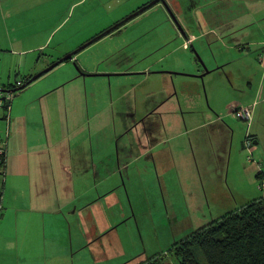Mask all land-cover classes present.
Returning a JSON list of instances; mask_svg holds the SVG:
<instances>
[{
	"label": "rangeland",
	"instance_id": "rangeland-1",
	"mask_svg": "<svg viewBox=\"0 0 264 264\" xmlns=\"http://www.w3.org/2000/svg\"><path fill=\"white\" fill-rule=\"evenodd\" d=\"M151 1L153 0H84L85 3L81 7L85 9V15L89 14V10H93V15H89L93 16L92 20L99 23L93 31L98 32L95 37L99 36L104 29L121 24L112 33L102 37H109L117 32L111 41L119 45L120 49L108 50L109 47L98 46L86 51L76 61L80 71L99 75L81 76L71 62L76 76H79V81L62 85L69 100L70 115L73 116L70 122L78 127V133L69 136V140L74 143L73 146L76 142L81 143L83 147L90 144H94V147L98 144H113L117 148H122L125 153L131 143L139 144L145 141L144 135L147 132L153 144L162 138L165 139L163 125L174 126L175 130L170 131L172 136L173 132L187 129L186 134L174 138L169 143L161 141L165 146L172 145L174 154L171 155L169 150L152 153L154 159L144 165L148 171L152 172V176L149 175L146 178V191L143 183L136 186V179L127 176L132 187L131 198L136 208V217L133 216L127 222L128 225L136 228L134 239L136 241L128 247L139 251V256L134 257L127 264H139L153 254L166 251L175 242L203 228L225 213L238 210L259 198L260 191H264L263 183L259 182V175L257 183L252 184L243 176L245 162H252L258 158L255 153H252L254 145L249 136H246L247 139L244 140V135L241 134H245L250 129V116L244 119L237 115L239 119L237 118L236 122L239 126L235 127V132L241 131V133L238 135L239 140L237 134L234 136L235 152L231 159V131L229 128L228 130L223 128L225 124H230L231 120L228 118V107L235 106L237 103L243 106L242 102L247 99V96L240 92L248 86V83L244 85V79L246 80L249 75L247 82L252 80L255 69H248L239 63L234 66L229 64L211 68L209 64L213 56L218 61L224 54L225 56L229 54L218 39L208 40V36H198L196 42L190 43L187 50L177 47L181 42L178 41L175 46H171L170 50L168 48L159 49L156 53H143L142 45L148 48V52L155 51L153 49L155 40H161L165 34L172 32L165 21L158 25L152 20L160 19L161 14L168 15L162 6V9L157 6L158 4H153L144 12L123 22L138 7ZM178 1L180 0H167L169 6L179 12L180 24L187 34L190 32L192 35H198L202 30L208 29V19L207 22L201 23L202 27L199 24L201 17L208 16V5H205L207 0H181L184 1L181 5ZM200 5L201 9H199ZM186 12L191 17L185 15ZM86 19L90 28L87 16ZM173 25L183 38L182 40H186L174 23ZM59 29L44 35L41 32L34 33L30 37L27 35L24 39L25 48L43 44L40 48H34L22 54L20 52L13 54L11 51L0 52V87L7 84L15 85L18 80L24 79L20 74L25 69L27 72L32 71L35 75L65 55V50L72 45L79 44L78 46L81 47L95 38L92 36L91 40L87 39L90 31L86 20L69 31ZM158 34L161 36L156 38ZM123 44L126 45L122 46ZM59 46L62 47L59 48ZM151 64L156 66L154 68L169 66L170 69L164 71L173 72L174 74H169V77L173 76L175 81L163 80L154 76L156 74H150L149 79H144L142 75H133V72L127 71L102 72L83 69L86 67L93 70H121L130 67L138 70ZM206 69L210 72L201 77L200 75ZM43 83L45 82H40L27 90L25 96L38 91ZM234 88H237L238 92H235ZM18 95L20 93L16 94ZM163 97L166 98L164 107L160 111L156 110L157 115H152L151 111L148 112L152 116L143 121L142 118H145L143 114L147 113L142 107L144 100L158 101ZM18 100L22 98L17 97L15 101ZM161 102L159 101V104ZM9 109L0 107V137L3 140V149L7 135L5 120L9 115ZM233 110L235 113L247 110L250 115L247 107ZM213 111L220 115V121H215L216 116ZM256 124L258 125V122ZM129 127L130 134L127 132ZM133 129L134 132H132ZM124 130L126 133H122ZM260 149H264V142L260 144ZM176 156L180 162L175 159ZM250 156L252 159H248ZM156 164L160 170L158 175L155 172ZM161 185L163 188H160ZM122 188L126 197L120 196L122 199L118 203L114 198L116 205L111 211L116 208L119 212L120 209L126 210L128 206L131 207L124 184ZM1 194L3 195L2 192ZM18 204L19 202L14 200H11L10 205L9 201L4 204L0 198V209L2 208L3 211L0 215V264H10L7 259V246L13 235L12 227L16 214L19 222L27 221V214L15 208ZM97 210L94 208V211ZM89 215L90 213L87 212L84 214L85 217ZM135 221L139 224H137L138 228ZM72 224L73 221L71 226ZM121 227L125 231L126 222ZM72 232L74 237H80L78 231ZM61 241L67 242V240ZM99 246L102 247L103 242ZM95 248L94 251H96ZM124 249L128 250L125 246ZM82 253L76 252V258ZM94 254L89 250L85 252L90 264H96ZM27 260L21 264H31Z\"/></svg>",
	"mask_w": 264,
	"mask_h": 264
},
{
	"label": "crops",
	"instance_id": "crops-1",
	"mask_svg": "<svg viewBox=\"0 0 264 264\" xmlns=\"http://www.w3.org/2000/svg\"><path fill=\"white\" fill-rule=\"evenodd\" d=\"M183 2L178 1V4ZM84 3V0L70 2L68 0H0V52L11 51L13 54L17 52L22 54L40 48L43 44L26 49L24 39L27 35L30 37L39 32L43 35L47 32L51 33L61 25L60 29H65L66 32L77 27L84 20L90 31L87 39L91 40L98 33L93 31L99 23L92 20L93 10L88 11L91 15H85V9L81 7ZM205 5H208V16L201 17L199 24L202 27L201 23L207 22L208 19V29L202 30L198 35L189 32V43L185 39L182 40L168 15L161 14L160 19L152 20L158 25L165 21L172 32L165 34L161 40H155L153 46L155 51L148 52V48L143 45L141 48L143 53L151 54L159 49L170 50L171 46L181 41L177 47L187 50L190 43L196 42L198 36H208V40L218 39L229 54L228 56L224 54L218 61L213 56L209 64L211 68L229 64L234 66L239 63L248 69H255L252 80L247 82L249 75L246 80L244 79V85L248 83V86L240 92L247 96V99L242 102L243 106L237 103L228 107V118L231 120L230 124H226L227 127L223 128L226 130L229 128L231 131V159L235 152L234 136L241 133V131L235 132V127H238L239 123L236 122L238 116L233 109L243 107L249 109L250 129L248 128L245 134H241L244 135V140L246 136L251 137L254 145L252 153L258 158L252 162H245L243 176L252 184L257 183L259 175V182L264 185V149H260V144L264 142V128H261L264 127V0H207ZM157 6L161 8V5ZM200 7L202 6L200 5L199 9ZM76 10L77 14L74 15ZM174 11L180 15L175 9ZM185 15L190 16L187 12ZM86 16L89 18L90 28ZM116 33L95 40L96 42L93 43L88 41L89 44L84 48H80L79 44L72 45L65 50V55L73 51L75 54L82 52L73 56L71 60H64L55 66L12 99L9 115L6 116V120L4 119L7 123V135L4 144L6 160L2 202L5 204L9 201V205L11 200L19 202L15 208L26 213L28 217L26 222H19L16 214L12 227L13 235L7 246V259L10 264H21L27 259L31 264H90L85 255L87 250L95 253L96 264H127L134 257L139 256V251L128 247L136 241L134 240L136 229L127 223L135 216L136 208L131 198L132 187L127 176L136 179V186L143 183L146 191V178L152 176V172L144 165L154 159L152 153L169 150L171 155L174 154L173 146H165L161 141L169 143L174 138L186 134L187 129L173 132L172 136L170 131L175 130L174 126L163 125L165 139L162 138L153 144L147 132L144 135L145 141L139 144L131 143L125 153L122 148H117L113 144H98L95 147L94 144H90L83 147L81 143L75 141L76 145L73 146L74 143L69 140V136L77 134L78 127L70 122L73 116L70 115L69 100L62 85L79 81V76H76L71 62L77 61L86 51L98 46L109 47L108 50L120 49L119 45L111 41ZM160 36L161 34H158L156 38ZM154 67L156 66L151 64L138 70L130 67L121 70H93L86 67L83 69L102 72L127 71L133 72L134 74L130 73L133 75H142L144 79H149L150 74H156L154 76L163 80L175 81L173 76L169 77V74L174 73L164 72L170 69L169 66ZM30 74L33 72H27L25 69L20 75L25 77ZM40 82L45 83L40 85L38 91L25 96L27 90ZM231 84L233 85L232 79ZM234 90L238 92L237 88ZM17 97L22 100L15 101ZM165 99L163 97L158 101L144 100L142 107L147 113L143 114L145 117L142 118L143 121L152 115H157V111L164 107ZM159 101H162L161 104ZM150 111L152 115L148 113ZM213 113L216 116L215 121H220V115L216 111ZM127 132L130 134V127ZM122 133H126L125 130ZM175 159L180 162L178 157ZM159 171L156 164L157 175ZM123 184L129 195L131 207L128 206L126 210L120 209L119 212L116 208L111 211L116 205L114 198L118 203L122 197H126ZM160 188H163L162 185ZM263 192L260 191L259 198L264 197ZM94 208L98 210L94 211ZM86 212L90 213L89 217L84 216ZM71 221H73L72 226ZM124 222L127 224L125 231L121 229ZM74 230L79 232L80 237H74L72 232ZM101 242H103L102 247L99 246ZM94 248L96 251L93 250ZM76 252L83 253L76 258Z\"/></svg>",
	"mask_w": 264,
	"mask_h": 264
},
{
	"label": "trees",
	"instance_id": "trees-1",
	"mask_svg": "<svg viewBox=\"0 0 264 264\" xmlns=\"http://www.w3.org/2000/svg\"><path fill=\"white\" fill-rule=\"evenodd\" d=\"M147 4L142 5L143 10L151 6L147 7ZM120 26L119 23L116 27L102 30L99 36L92 39V43ZM30 79L31 75L24 77L20 90L32 82ZM3 87L11 89L16 86L7 84ZM5 160L4 151L0 155V198L3 193ZM1 212L2 208L0 215ZM139 264H264V197L225 213L175 242L166 251L153 254Z\"/></svg>",
	"mask_w": 264,
	"mask_h": 264
},
{
	"label": "flooded vegetation",
	"instance_id": "flooded-vegetation-1",
	"mask_svg": "<svg viewBox=\"0 0 264 264\" xmlns=\"http://www.w3.org/2000/svg\"><path fill=\"white\" fill-rule=\"evenodd\" d=\"M166 1V3H167V5L169 6V4H168V2H167V0H165ZM181 1V0H180ZM181 2H183V1H181ZM154 4H159V5H161L165 10H166V12H167V14H168V17H169V19L175 24V26H176V28L182 33V35H184L185 37L186 36H188V34H187V32L183 29V27H182V25L180 24V20H179V18H178V15H177V13L174 11V8H172V7H170V9L172 10V13H173V15H174V17L176 18V20H177V22L178 23H176V21H174V19H172L171 18V16L169 15V13H168V11H167V9H166V6L161 2V1H159V2H156V3H154ZM153 5V4H152ZM151 5V6H152ZM181 5V4H180ZM142 6H140V7H138L135 11H137L138 9H140ZM149 8V7H148ZM146 10V9H145ZM145 10H142L141 12H139L138 14H140V13H142V12H144ZM135 11H133V13L135 12ZM132 13V14H133ZM131 14V15H132ZM138 14H136V15H133V16H131V17H129L128 19H131V18H133L134 16H137ZM126 21V20H125ZM124 22V21H123ZM60 59V58H59ZM65 61H67V60H65ZM60 63H62V62H60ZM59 63V64H60ZM74 64H76V61H74L73 62ZM58 64V65H59ZM50 65V64H49ZM48 65V66H49ZM77 65V64H76ZM48 66H46V67H48ZM45 67V68H46ZM44 68V69H45ZM50 71V70H49ZM45 73H47V72H44L43 73V75L45 74ZM31 75V77L33 76V74H30ZM42 76V74L38 77V78H40ZM38 78H36L35 80H37ZM35 80H33L32 82H34ZM24 79H22L21 81L20 80H18L16 83H15V88H11V89H16L14 92H10V93H7V94H3V93H0V101L3 103V104H1L0 105V107H3L4 109H6V110H8L9 109V107H10V103H11V101H12V99L16 96V94H19L20 92H22L23 90H25L27 87H25L24 89H22V90H20L23 86H22V84L24 83ZM3 86H6V85H3ZM1 87L0 89H5L4 87ZM20 86H22V87H20ZM7 90H10V89H7ZM20 90V91H19ZM3 97H5V98H3ZM7 100H9L10 101V103L9 104H6V102H7Z\"/></svg>",
	"mask_w": 264,
	"mask_h": 264
},
{
	"label": "water",
	"instance_id": "water-1",
	"mask_svg": "<svg viewBox=\"0 0 264 264\" xmlns=\"http://www.w3.org/2000/svg\"><path fill=\"white\" fill-rule=\"evenodd\" d=\"M161 1L165 6H166V9L169 13V15L171 16L172 19H174V21L177 22L176 18L174 17L173 13H172V10L170 9V7L167 5L166 1L165 0H153L151 1L150 3L147 4V7L156 3V2H159ZM144 7L138 9L137 11H135L132 15H130L129 17L133 16V15H136L138 14L139 12H141L143 10ZM129 17H126L123 21L127 20ZM92 41V40H91ZM89 41V43L91 42ZM89 43H86L84 44L83 46H81L80 48H84L86 47ZM75 54V51L71 52V53H68L67 55L61 57L60 59H57L56 61L52 62L48 67H46L45 69H43L42 71L36 73L35 75H33L30 79V81H33L35 80L36 78H38L41 74H43L44 72H48L49 70L53 69L55 66H57L60 62L64 61V60H67V59H72V57L74 56ZM76 69L80 72V74H82L83 76H95V75H99V74H91V73H82L80 70V68L78 67V65L74 64ZM210 72L209 69H206L204 71L203 74H201L200 76L203 77L204 75L208 74ZM102 75H105V74H102ZM108 75V74H106ZM16 89H10V90H7V89H0V93H3V94H7V93H10V92H14ZM5 98V97H3ZM10 101L7 100L6 104H9Z\"/></svg>",
	"mask_w": 264,
	"mask_h": 264
},
{
	"label": "built area",
	"instance_id": "built-area-1",
	"mask_svg": "<svg viewBox=\"0 0 264 264\" xmlns=\"http://www.w3.org/2000/svg\"><path fill=\"white\" fill-rule=\"evenodd\" d=\"M2 104V102L0 101V105ZM237 115H239L240 117H242V118H244V119H248L249 118V112L247 111V110H244V112H237L236 113ZM244 115H245V117H244ZM2 141V142H1ZM0 155H2L3 153H4V149H3V147H2V144H3V140H2V138L0 137ZM248 159H252L251 158V156L250 157H248Z\"/></svg>",
	"mask_w": 264,
	"mask_h": 264
},
{
	"label": "bare ground",
	"instance_id": "bare-ground-1",
	"mask_svg": "<svg viewBox=\"0 0 264 264\" xmlns=\"http://www.w3.org/2000/svg\"><path fill=\"white\" fill-rule=\"evenodd\" d=\"M182 33H183V32H182ZM185 38H186V40H185V41H186L187 43H189V42H190V39H189V37H188V36H186ZM164 72H165V71H164ZM169 73H173V72H169ZM108 75H109V74H108ZM225 126H226V124H225ZM226 127H227V126H226ZM249 138H251V137H249ZM245 139H247V137H246ZM251 142H252V144H253V141H252V140H251ZM135 223H136V226H137V224H138V223H137V221H135ZM134 227H135V226H134ZM137 228H138V226H137ZM135 229H136V228H135Z\"/></svg>",
	"mask_w": 264,
	"mask_h": 264
}]
</instances>
